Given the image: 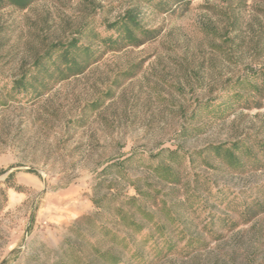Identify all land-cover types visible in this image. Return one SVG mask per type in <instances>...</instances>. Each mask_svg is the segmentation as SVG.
Segmentation results:
<instances>
[{
  "label": "rangeland",
  "instance_id": "rangeland-1",
  "mask_svg": "<svg viewBox=\"0 0 264 264\" xmlns=\"http://www.w3.org/2000/svg\"><path fill=\"white\" fill-rule=\"evenodd\" d=\"M127 12L156 30L155 38L107 53L36 99L20 96L0 106V264H111L96 258L90 244L100 236L79 222L91 216L111 228L92 198L134 196L127 178L143 179L160 196L168 192L150 177L162 150L198 151L245 134L264 139V107L237 109L223 120L202 111L190 118L202 103L221 102L227 81L264 71V0H191L186 10L165 13L145 0H35L25 10L3 8L0 98L52 45L78 38L94 48ZM90 32L97 37L86 38ZM206 159L208 165L195 159L187 169L224 199L206 197L216 214L212 226L204 228L207 211L191 219V234L204 239L206 249L158 257L150 228L132 239L143 247V259L131 257L121 242L119 264H264V211L249 214L247 222L242 217L252 198L264 201V188L255 189L264 186V169L235 174Z\"/></svg>",
  "mask_w": 264,
  "mask_h": 264
},
{
  "label": "trees",
  "instance_id": "trees-1",
  "mask_svg": "<svg viewBox=\"0 0 264 264\" xmlns=\"http://www.w3.org/2000/svg\"><path fill=\"white\" fill-rule=\"evenodd\" d=\"M35 0H0V10L14 7L18 10L27 9ZM159 12L165 13L175 9L186 10L191 0H145ZM115 29L114 33L103 38H97L94 48L80 44L79 39H73L66 45L54 44L42 56L35 59L29 70L20 77L11 80L10 89L4 98H0V106L5 105V99L28 98L36 99L42 92L52 85L66 80L70 76L83 73L90 65L97 62L110 52H119L127 47H139L155 38L156 30L145 29L137 17L127 12L122 18L107 26ZM82 32H78L82 36ZM90 32L88 37L94 39ZM85 37V36H84ZM226 90L221 94V102L209 100L198 106L190 118L202 112L210 119L223 120L240 110H259L264 107V71H247L243 76L224 84ZM200 111H202L200 113ZM187 135V132H184ZM206 157H211L225 165L227 171L235 174H246L264 169V139L251 135H243L231 143L209 145L198 151L183 152L178 148L162 150L158 154L159 160L151 167L150 177L160 184L168 185V192L161 195L155 186L144 182L141 178L128 180L135 190V195L117 200L114 195L92 198L93 205L101 213L110 216L111 228L98 222L94 217L83 216L79 222L89 226L100 240L91 243L90 247L97 259L109 261L111 264L121 262V254L117 246L124 243L123 249L131 253V257L143 259V247L134 246L132 240L145 229H152L156 236L150 235L153 249L158 257L165 253H176L182 250L200 251L208 246L204 239L191 234L192 217L199 218L198 210L207 211L206 226H212L216 214L207 208L206 197L220 199L221 190L212 194L207 187V181L196 173L187 171L195 159H200L202 165H208ZM134 160L129 157L121 162L110 164L103 169L106 172L116 166L124 165ZM120 174V172H119ZM123 175V174H121ZM124 177V176H123ZM8 182V181H6ZM12 185V184H11ZM263 187H256L260 191ZM21 191L20 187L15 188ZM264 211V201L252 198L246 205L242 217L249 214L257 215ZM197 214V215H196ZM221 223L226 218L218 217ZM247 218L244 220L247 222ZM119 227L124 235L119 233ZM120 229V230H121ZM172 232H177L179 238L173 239ZM218 237H216L217 239ZM101 241H108V248H100ZM158 241L163 250H159ZM147 242V240H146Z\"/></svg>",
  "mask_w": 264,
  "mask_h": 264
}]
</instances>
